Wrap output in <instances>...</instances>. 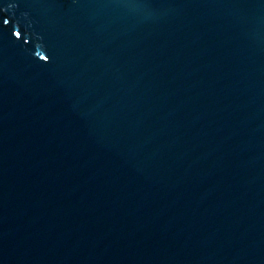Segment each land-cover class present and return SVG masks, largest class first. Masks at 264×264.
I'll return each instance as SVG.
<instances>
[{"label":"water","instance_id":"95a60500","mask_svg":"<svg viewBox=\"0 0 264 264\" xmlns=\"http://www.w3.org/2000/svg\"><path fill=\"white\" fill-rule=\"evenodd\" d=\"M0 264H264V0H0Z\"/></svg>","mask_w":264,"mask_h":264}]
</instances>
